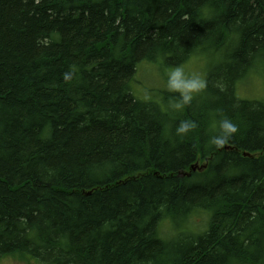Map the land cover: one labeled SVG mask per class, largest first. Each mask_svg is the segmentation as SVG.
Segmentation results:
<instances>
[{
  "label": "trees",
  "instance_id": "16d2710c",
  "mask_svg": "<svg viewBox=\"0 0 264 264\" xmlns=\"http://www.w3.org/2000/svg\"><path fill=\"white\" fill-rule=\"evenodd\" d=\"M193 56L190 105L134 96L140 62ZM259 71L264 0H0V258L264 264V100L237 95ZM221 115L238 132L213 150Z\"/></svg>",
  "mask_w": 264,
  "mask_h": 264
},
{
  "label": "rangeland",
  "instance_id": "374dc122",
  "mask_svg": "<svg viewBox=\"0 0 264 264\" xmlns=\"http://www.w3.org/2000/svg\"><path fill=\"white\" fill-rule=\"evenodd\" d=\"M207 62L204 57L193 56L185 64L181 65L186 74H199L204 78ZM174 67L166 66L162 61L156 63L140 62L137 66V74L134 81L132 82V91L135 97L144 100H159V96L163 93L168 92L166 90V70H171ZM237 95L242 99L250 100H264V72L259 71L258 73L250 74L245 80L240 82L237 86ZM207 217L198 214L190 218L188 228L195 230L196 228L202 229L205 227ZM210 221V219H209ZM168 225L162 226V233L166 238L172 237L176 232L173 228ZM209 223L207 222V227ZM246 224L244 221L241 224V228L245 229ZM182 226L175 227L179 229ZM244 231V230H243ZM242 231V232H243ZM241 231H237L233 235V239L240 235ZM160 264V258L157 259ZM154 264V262H150ZM0 264H41L35 258L20 254H11L0 258Z\"/></svg>",
  "mask_w": 264,
  "mask_h": 264
},
{
  "label": "clouds",
  "instance_id": "9594fccd",
  "mask_svg": "<svg viewBox=\"0 0 264 264\" xmlns=\"http://www.w3.org/2000/svg\"><path fill=\"white\" fill-rule=\"evenodd\" d=\"M166 90L173 94L169 97V108L180 111L190 105L196 95L207 87V81L199 74H186L181 66L166 70ZM193 123L181 120L176 126L175 134L183 138L193 130ZM238 132V127L230 118L224 115L218 120V128L208 141V147L222 150L230 138Z\"/></svg>",
  "mask_w": 264,
  "mask_h": 264
}]
</instances>
